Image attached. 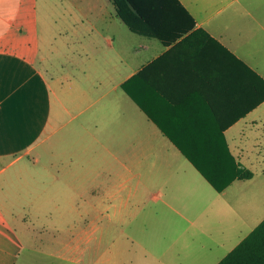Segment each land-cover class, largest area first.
<instances>
[{
    "label": "crops",
    "instance_id": "1",
    "mask_svg": "<svg viewBox=\"0 0 264 264\" xmlns=\"http://www.w3.org/2000/svg\"><path fill=\"white\" fill-rule=\"evenodd\" d=\"M38 1L0 0V264L68 261L91 241L96 225L62 242L35 229L29 214L47 203L100 222L96 264H185L155 255V237L177 227L230 251L264 218L243 185L253 176L218 191L189 157L228 174L264 149V0H179L193 20L127 5L136 29L113 0H47L58 60L23 35Z\"/></svg>",
    "mask_w": 264,
    "mask_h": 264
},
{
    "label": "rangeland",
    "instance_id": "2",
    "mask_svg": "<svg viewBox=\"0 0 264 264\" xmlns=\"http://www.w3.org/2000/svg\"><path fill=\"white\" fill-rule=\"evenodd\" d=\"M35 0H26V4L28 7H32L34 5ZM65 1V0H64ZM40 3V6L36 10L33 15V24L32 28H26L23 35L25 37H29L33 39L39 38L40 43L44 42V50H41L43 54H47L48 58H55L56 60L61 59L62 50L59 46L56 45L55 42H52L50 46L47 45L48 42L52 40H48L52 36V31H56V26L53 28V17L54 15L58 16L59 14L50 12L52 10V6L47 0H39L37 3ZM36 3V5H37ZM64 6L67 3H62ZM69 4V3H68ZM116 5V4H115ZM50 6V7H49ZM59 4H57L55 8V12H58ZM61 15V14H60ZM62 18V15H61ZM63 19H60V21ZM58 21V20H57ZM43 45V44H42ZM63 58V56H62ZM260 132L264 130V125L259 126ZM263 137V134H261ZM254 144V141L250 142ZM259 142H257L258 144ZM263 143V142H261ZM264 147V145H263ZM256 150H253V157L251 158L252 161L250 163L245 164L249 167L254 175L253 178L249 181H246L243 185L250 191L253 195V199L257 198L260 200L261 204H264V149H260L258 146H255ZM259 150V151H258ZM40 210L36 213L38 219L35 220V217L29 214L30 219L34 222L35 229H42L43 228H54L58 229L59 239L62 242L63 240L67 239V237L71 236L74 232L79 231H89L91 228L96 225L97 231L96 234L91 237V241L82 242L81 252H76L74 255H69L68 261L65 258L68 257V254L62 257V253H60V258L56 255H52L50 253H42L38 254V256L34 257L35 254L25 251L23 255L28 253V255H32L30 259V264H93L97 263L100 260V244H99V225L100 222H92V226H89L91 222L83 221V220H75L71 221L64 218L63 211L66 210V206L61 205H54L51 203L42 204L37 206ZM53 212L54 215L52 220L45 215L46 212ZM59 213V214H58ZM28 218V219H29ZM122 228L130 229L136 227L135 221H121ZM31 224V223H30ZM118 225V224H117ZM31 227V225H30ZM33 227V226H32ZM119 227V225H118ZM139 228V227H137ZM110 229V227H109ZM112 231H115L117 228L116 224L111 225ZM204 229V228H203ZM169 233V232H166ZM115 234V232H113ZM83 236V235H82ZM87 237H84L86 239ZM109 242L115 239V236L108 238ZM216 236L208 237L206 234H199L196 236H192L190 234H182L180 233L179 228L177 227L173 234H166V235H157L155 237V255L156 258L162 261H171V262H181L185 264H215L219 261L228 251L229 245L225 246H216V240H219ZM130 241V239H129ZM212 243V247L209 249L207 245ZM204 246V247H201ZM132 248H128L127 255L131 256ZM188 250V251H187ZM185 251H187L185 253ZM25 254V255H26ZM22 255V256H23ZM73 260V262H71ZM128 260V259H126Z\"/></svg>",
    "mask_w": 264,
    "mask_h": 264
},
{
    "label": "trees",
    "instance_id": "3",
    "mask_svg": "<svg viewBox=\"0 0 264 264\" xmlns=\"http://www.w3.org/2000/svg\"><path fill=\"white\" fill-rule=\"evenodd\" d=\"M116 4L119 14L129 24L130 28H134L131 20L126 17L122 8L130 5L135 13L144 19L156 16L159 19L171 14L173 10H178L186 15L189 20H193L187 10L182 6L179 0H113ZM202 175L220 191L231 180L235 178L247 179L253 176V171L249 168L233 163V169L230 173L219 172L214 173L207 170L206 165L201 164L196 159L189 157ZM233 161L234 158L230 157ZM222 173V174H221ZM224 178H220V176ZM216 264H264V218L230 251H228Z\"/></svg>",
    "mask_w": 264,
    "mask_h": 264
}]
</instances>
